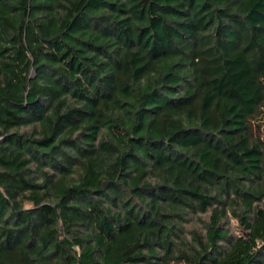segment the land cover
<instances>
[{"label":"trees","instance_id":"16d2710c","mask_svg":"<svg viewBox=\"0 0 264 264\" xmlns=\"http://www.w3.org/2000/svg\"><path fill=\"white\" fill-rule=\"evenodd\" d=\"M263 107L264 0H0V264H264Z\"/></svg>","mask_w":264,"mask_h":264},{"label":"rangeland","instance_id":"374dc122","mask_svg":"<svg viewBox=\"0 0 264 264\" xmlns=\"http://www.w3.org/2000/svg\"><path fill=\"white\" fill-rule=\"evenodd\" d=\"M255 123H263L264 122V107L262 108L261 112L259 113V115L256 117ZM207 214H211V212L207 213ZM210 215H198V217L195 216H190V218H192V220L190 222H188L185 225V233L184 234H189L188 231L193 230L194 228H198V229H202V223L199 221V219H203L204 221H208ZM224 226L226 229H228L230 231V234L236 236L239 235L240 233H242L243 231V226L241 224V222L235 218L232 215H228L224 220H223Z\"/></svg>","mask_w":264,"mask_h":264}]
</instances>
